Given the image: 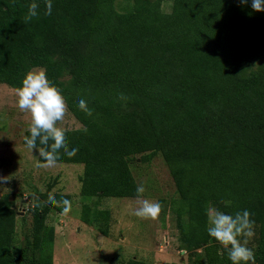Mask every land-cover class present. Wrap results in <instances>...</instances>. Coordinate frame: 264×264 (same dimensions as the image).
Segmentation results:
<instances>
[{"label": "trees", "instance_id": "1", "mask_svg": "<svg viewBox=\"0 0 264 264\" xmlns=\"http://www.w3.org/2000/svg\"><path fill=\"white\" fill-rule=\"evenodd\" d=\"M146 1L52 0L46 15L36 0L39 14L26 23L32 0H0V84L17 89L40 67L61 90L81 127L65 129L66 147L78 152L61 148L58 162L84 165L82 196L137 197L136 156H161L176 185L170 208L187 264H232L207 231L213 204L251 213L249 248L264 264V12L251 0H172L169 12L163 0ZM50 193L71 201L41 193L21 244L13 201L0 197V264H54L56 231L46 221L63 210ZM93 209L83 203L79 217L108 236L111 210Z\"/></svg>", "mask_w": 264, "mask_h": 264}, {"label": "rangeland", "instance_id": "2", "mask_svg": "<svg viewBox=\"0 0 264 264\" xmlns=\"http://www.w3.org/2000/svg\"><path fill=\"white\" fill-rule=\"evenodd\" d=\"M151 1L147 0L146 6ZM162 7L171 11L172 0H163ZM29 126L30 114L20 111L16 89L0 84V176L9 178L7 183H0V197L13 201L15 239L20 244L32 237L33 209L39 201H46L41 193L62 192L71 196V211L65 215L53 208L46 221L56 231L54 264H124L133 257L154 264L190 261L180 242L176 215L170 208L171 201L177 198L176 185L161 156L150 163H141L137 155V162L132 163L138 184L146 189L142 198L158 202L165 199L157 219H140L133 215L139 207L137 197L82 196V163L57 162L51 168L37 167L38 150L28 149L23 142ZM58 126L72 129L81 127V123L68 109ZM83 203H89L93 210H111L108 236L81 220Z\"/></svg>", "mask_w": 264, "mask_h": 264}, {"label": "clouds", "instance_id": "3", "mask_svg": "<svg viewBox=\"0 0 264 264\" xmlns=\"http://www.w3.org/2000/svg\"><path fill=\"white\" fill-rule=\"evenodd\" d=\"M44 2L45 14L50 15L52 0H44ZM240 3L247 4L248 0H240ZM251 8L256 12H264V0H251ZM38 10L39 4L36 0H32L24 17L25 22L37 17ZM16 96L20 111L30 114L28 129L30 135L24 137V142L28 149L38 150L42 162H38L37 167H54L59 160L58 153L61 148L65 149L67 156H75L78 149L69 150L66 147V130L58 126L67 114V102L61 90L49 81L46 70L38 68L28 71L22 80V86L16 89ZM119 98L127 99L123 94ZM78 106L86 115H92V110L84 99L78 101ZM8 179V177L0 176V183H7ZM145 191L143 185L137 186L139 207L134 210L133 215L140 219L155 220L162 211V205L158 201L142 198ZM48 202L62 207L65 215L72 208L70 200L62 198L57 201L51 193L48 195ZM207 217L208 234L228 250V258L232 264H256L255 253L247 246L249 240L255 235V221L251 219V213L248 210L237 212L233 216L210 206L207 209Z\"/></svg>", "mask_w": 264, "mask_h": 264}]
</instances>
